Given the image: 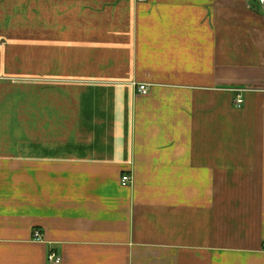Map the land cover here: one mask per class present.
Returning <instances> with one entry per match:
<instances>
[{
  "label": "crops",
  "instance_id": "1",
  "mask_svg": "<svg viewBox=\"0 0 264 264\" xmlns=\"http://www.w3.org/2000/svg\"><path fill=\"white\" fill-rule=\"evenodd\" d=\"M263 244L264 7L0 0V264H264Z\"/></svg>",
  "mask_w": 264,
  "mask_h": 264
},
{
  "label": "built area",
  "instance_id": "2",
  "mask_svg": "<svg viewBox=\"0 0 264 264\" xmlns=\"http://www.w3.org/2000/svg\"><path fill=\"white\" fill-rule=\"evenodd\" d=\"M139 3H144L147 0H136ZM254 3H256V5H258L259 7H264V0H252ZM138 93L145 95L147 94V86L145 85H140L138 87ZM243 104V99L241 98V96H237L235 101H234V105L237 108H240ZM131 184V177L129 175H122L120 178V185L122 187H127ZM33 237L35 240H39L40 239V233L38 231H36L33 234ZM262 251L264 252V244L262 245ZM47 262L51 263V264H59L61 262L60 257H58L55 253L50 252L47 255Z\"/></svg>",
  "mask_w": 264,
  "mask_h": 264
}]
</instances>
